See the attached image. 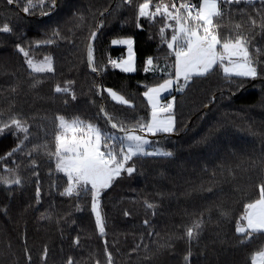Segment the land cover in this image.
<instances>
[{
  "label": "trees",
  "instance_id": "trees-1",
  "mask_svg": "<svg viewBox=\"0 0 264 264\" xmlns=\"http://www.w3.org/2000/svg\"><path fill=\"white\" fill-rule=\"evenodd\" d=\"M59 2L60 7L49 16H41L39 9L26 16L15 3L0 0V27L8 23L13 29L9 34L0 33V113L5 118L18 114L28 122V148L47 143L54 150L58 115L91 121L105 131H110V126L99 111L101 106L127 124L146 117L148 106L141 95L144 85L162 81L159 72L144 73V61L153 56L160 68L163 61L172 62V58H166V45L159 40L163 24L160 18L152 23L142 20L143 30L135 27L136 6L143 0H133L131 6L123 0ZM233 11L231 23L241 22V16ZM245 11L251 13L252 9L245 7ZM101 19L104 27L94 46L96 64L103 71L97 75L87 66L86 44L90 31ZM229 21L228 16L217 21L222 34L227 32ZM57 27L61 37L54 44L35 46ZM127 36L135 41V73H123L107 65L109 58L119 59L125 50L123 46H112L111 40ZM17 43L26 49L31 47L30 55L36 60L44 56L54 59L55 73L38 74L42 82L36 88L30 87L32 76L15 48ZM253 44L264 46V36L257 34ZM69 80L74 81L71 87L75 100L54 92L56 84L64 86ZM98 85L124 95L135 108L116 104L106 92L99 96ZM172 95H176L179 132L163 141V146L174 150L175 156L137 161V171L131 177H123L104 193L103 238L95 228L90 200L59 196L64 181L54 172V162L44 149L34 151L31 157L37 161L41 180L42 199L37 204L30 159L23 154L7 158L6 153L17 140L10 133L0 138V157L6 158L0 161V175L5 174V163L9 168L19 165L24 182L11 194L0 185V264H24L25 238L35 264H39L45 246L49 249L47 264H66L69 256L78 264H95L97 259L105 264V240L114 264H184L189 248L191 264H251L252 254L264 247V234H254L251 240L241 243L243 238L235 227L244 205L258 198L259 184L264 182V80L246 81L238 89L217 70L195 78L183 93ZM53 181L60 187L50 189ZM145 201L154 209L146 208ZM78 202L83 211L76 210ZM221 210L227 211L229 218L222 217ZM200 221L199 238L189 245L186 230ZM77 235L80 244L74 246L72 240ZM166 244L171 247H162Z\"/></svg>",
  "mask_w": 264,
  "mask_h": 264
},
{
  "label": "snow or ice",
  "instance_id": "snow-or-ice-1",
  "mask_svg": "<svg viewBox=\"0 0 264 264\" xmlns=\"http://www.w3.org/2000/svg\"><path fill=\"white\" fill-rule=\"evenodd\" d=\"M9 5L16 4L27 16L35 14L39 9L41 16H49L60 7L59 0H7ZM123 3L131 6L133 0H123ZM246 8L252 12H246ZM241 16V22L231 23L234 14ZM254 13V15H253ZM104 13H101L103 17ZM225 16L230 18L228 30L222 34L221 24ZM244 17H247L244 19ZM157 18L163 21L159 28V40L166 45V58H172L170 65L158 68L154 63V57L148 56L144 61L145 74L159 72L158 77L162 82L151 86L144 85L142 92L147 102L148 112L146 117H141L134 123L127 124L115 119L103 106L99 111L103 114L105 123L110 126V131H105L97 124L80 119L71 120L63 115L55 117L54 150L49 145H32L30 143V125L18 114H9L5 118L0 113V138L12 134L17 143L6 153L7 158L17 154H23L30 159L31 174L35 177V202L39 204L42 199L41 180L37 161L31 159L34 151L44 149L51 161L54 162V172L58 178H62L64 186L59 191V196L73 198L77 201L90 200V211L95 220V228L100 237L106 236V219L102 210V197L104 193L123 177H131L137 171V161L152 159H172L175 151L163 146V141H169L179 132L176 117V95L171 93H183L189 88L195 78H203L214 71H221L223 79L238 89L242 88L246 81L264 80V46H254L255 36H264V0H143L136 6L135 27L143 30L142 20L149 23ZM80 21L83 16L78 17ZM259 21V23H258ZM104 27L103 20L94 26L87 37L86 62L93 73H100L95 58L94 42L98 33ZM258 30V32H257ZM13 29L8 23L0 27V33L9 34ZM170 33V35H169ZM61 37L59 28H53L51 34L42 41H36L37 48L49 46ZM134 38L131 36L111 40L112 46H124L127 56L122 59L107 61L113 69L123 73H135L137 71ZM16 50L22 54L27 65L29 75L32 76L30 87L36 88L42 82L37 78L38 74H54V59L44 56L42 60H36L30 55L31 47L26 49L20 43L15 45ZM107 65L105 67H107ZM74 81H65L64 86L56 84L54 92L70 95L72 100L76 94L71 85ZM15 91V88L12 89ZM98 95H107L118 105L135 108L133 102L111 87L96 86ZM165 94H169L166 96ZM67 103V101H65ZM11 113V109H9ZM0 157V161H5ZM15 163V161H13ZM52 170H50L51 176ZM4 175H0V185L11 194L14 187L22 188L23 179L19 175V165L9 168L5 163ZM55 181L50 189L59 188ZM145 207L154 209V205L147 201ZM77 211H83L80 203L76 204ZM5 215L7 209L4 210ZM129 215L128 212L124 213ZM220 215L229 218V213L220 211ZM49 219V216H45ZM148 225V221H144ZM203 222H197L186 230L185 238L189 245L193 240H198L202 231ZM235 232L242 237L241 243L251 240L254 234H264V182L259 184L258 198L244 205V212L236 221ZM151 235V234H149ZM74 246H79L80 238L77 235L73 240ZM137 245L136 248H139ZM171 247V244L162 245ZM147 249V246H145ZM136 249H134L135 251ZM49 249L43 248L39 256V264H47ZM105 264H114V257L109 251L107 240L104 241ZM191 249L184 255V264H191ZM24 264H35L33 256L24 243ZM66 264H78L69 256ZM95 264H101L97 259ZM251 264H264V250L256 251L251 256Z\"/></svg>",
  "mask_w": 264,
  "mask_h": 264
},
{
  "label": "rangeland",
  "instance_id": "rangeland-1",
  "mask_svg": "<svg viewBox=\"0 0 264 264\" xmlns=\"http://www.w3.org/2000/svg\"><path fill=\"white\" fill-rule=\"evenodd\" d=\"M45 24V23H44ZM39 27V26H38ZM132 37V36H131ZM124 47V46H123ZM124 55L121 57V58H119V59H122V58H125L126 56H127V49H126V47H124ZM172 62H168V61H163V67L166 65V64H168V65H170ZM157 65V64H156ZM158 68H160V67H158ZM162 68V67H161ZM171 94H176L175 92H173V93H171ZM166 96H169V94H165ZM263 104H261V106H262ZM261 106H260V109H263V106H262V108H261ZM178 127V126H177ZM262 250H264V247L262 248Z\"/></svg>",
  "mask_w": 264,
  "mask_h": 264
},
{
  "label": "water",
  "instance_id": "water-1",
  "mask_svg": "<svg viewBox=\"0 0 264 264\" xmlns=\"http://www.w3.org/2000/svg\"><path fill=\"white\" fill-rule=\"evenodd\" d=\"M90 70V69H89ZM91 71V70H90ZM92 72V71H91ZM97 75H99L98 73H97ZM99 96H101V95H99ZM209 108V106H206L205 107V110H207Z\"/></svg>",
  "mask_w": 264,
  "mask_h": 264
}]
</instances>
